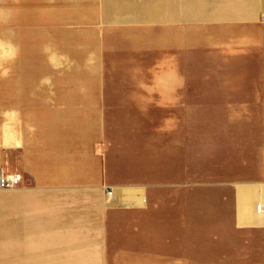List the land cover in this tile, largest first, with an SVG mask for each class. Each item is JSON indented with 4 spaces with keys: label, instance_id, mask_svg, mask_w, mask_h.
Returning a JSON list of instances; mask_svg holds the SVG:
<instances>
[{
    "label": "crops",
    "instance_id": "crops-1",
    "mask_svg": "<svg viewBox=\"0 0 264 264\" xmlns=\"http://www.w3.org/2000/svg\"><path fill=\"white\" fill-rule=\"evenodd\" d=\"M190 3L205 15L184 48L159 18L151 76L129 60L144 26L106 53L98 30L47 20L22 51L15 19L0 171L23 181L0 190V264H233L246 246L264 264V0Z\"/></svg>",
    "mask_w": 264,
    "mask_h": 264
},
{
    "label": "rangeland",
    "instance_id": "rangeland-1",
    "mask_svg": "<svg viewBox=\"0 0 264 264\" xmlns=\"http://www.w3.org/2000/svg\"><path fill=\"white\" fill-rule=\"evenodd\" d=\"M190 8V0H22L21 6L19 0H0V63L3 65L9 64L14 60V50L9 47H14L15 45V19L18 21V26L22 33V36L18 35V50L22 47V51L25 45L28 46L29 42H33L35 46H42L39 48H45V30L49 26L46 23L47 20L51 23L50 26H55L56 22L63 21L65 22L63 25L66 28L79 26L82 28L92 27L98 30L101 34L102 50L106 53L114 52L116 44H114L111 38L116 35L117 31L128 30L129 32L136 33V30L141 29L137 27L144 26L147 29H141L140 31L144 35L147 32L149 33L147 37L144 36L145 46L149 49L145 52L143 46L134 48V55L133 57L130 56L129 60H132L131 64H134L135 68L139 67L138 69L144 73L148 71L151 76L157 60V26L159 22L164 18L167 25L171 22H176L181 31H183L181 44L184 48L189 41V39H185L184 33L185 30L189 31L191 20L195 22L205 15V12L204 14H200L197 10H193L190 16H186ZM212 13H214V10L210 7V14ZM82 18L84 21L80 20ZM125 18L127 21H125ZM159 18L163 19L158 21ZM72 23H77L78 25ZM30 30L37 31L39 34L34 33L33 38L29 39L28 34L26 35L25 33ZM129 32L127 33L131 35ZM79 40L81 43L83 41V45L85 46L86 40ZM166 41L168 44V40ZM187 54L188 52L183 49L182 57H185ZM138 64L141 66H137ZM110 67H123L124 69L125 64L114 61L110 63ZM127 74L126 71L125 76ZM198 233L199 239L210 238L211 234V232L201 231ZM213 233L214 237L242 238L241 235L235 232ZM244 238L251 241L253 239V232L246 234ZM231 251H235L234 256H231L237 260L233 264H253L252 246L243 248L244 255L241 256L242 259H238V248H231ZM4 260H12V255L5 253L4 248L1 247L0 261L3 263ZM238 260L240 261L238 262Z\"/></svg>",
    "mask_w": 264,
    "mask_h": 264
},
{
    "label": "built area",
    "instance_id": "built-area-1",
    "mask_svg": "<svg viewBox=\"0 0 264 264\" xmlns=\"http://www.w3.org/2000/svg\"><path fill=\"white\" fill-rule=\"evenodd\" d=\"M23 176L20 173H4L0 171V190H11L21 185ZM258 213L264 214V204L259 203L256 206Z\"/></svg>",
    "mask_w": 264,
    "mask_h": 264
},
{
    "label": "bare ground",
    "instance_id": "bare-ground-1",
    "mask_svg": "<svg viewBox=\"0 0 264 264\" xmlns=\"http://www.w3.org/2000/svg\"><path fill=\"white\" fill-rule=\"evenodd\" d=\"M189 14H190V12H188V15H186V16H190ZM76 36H77V35H76ZM78 36H79V35H78ZM84 36H85V35H84ZM85 37H86V36H85ZM82 38H83V37H82ZM78 39H79V38H78ZM86 41H87V40H86ZM72 42H73V40H72ZM63 46H65V45H63ZM66 46H67V44H66ZM89 46H91V45H89ZM89 46H88V47H89ZM85 49H86V48H85ZM85 49H83V50H85Z\"/></svg>",
    "mask_w": 264,
    "mask_h": 264
}]
</instances>
